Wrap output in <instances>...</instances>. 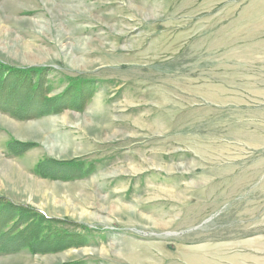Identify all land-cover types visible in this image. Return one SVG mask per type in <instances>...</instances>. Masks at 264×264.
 Masks as SVG:
<instances>
[{
    "label": "rangeland",
    "instance_id": "374dc122",
    "mask_svg": "<svg viewBox=\"0 0 264 264\" xmlns=\"http://www.w3.org/2000/svg\"><path fill=\"white\" fill-rule=\"evenodd\" d=\"M0 76V264H264V0H0Z\"/></svg>",
    "mask_w": 264,
    "mask_h": 264
},
{
    "label": "trees",
    "instance_id": "16d2710c",
    "mask_svg": "<svg viewBox=\"0 0 264 264\" xmlns=\"http://www.w3.org/2000/svg\"><path fill=\"white\" fill-rule=\"evenodd\" d=\"M6 72L12 73L13 78L21 80L20 84L27 85V87L33 90H39V97L37 95V98H41V91L44 88L43 85H41V78L43 77L44 74V68H35V69H15V68H4ZM3 72V71H2ZM1 77V76H0ZM98 81L95 80H88L86 78H73L69 79L67 88L61 93L60 96L56 99H44L42 102L40 101V107L42 110L39 112L40 115L47 114L49 112L53 111H61L65 108H68L69 110H82L84 106L86 105V102L92 98V95L94 93V89L97 88ZM15 91V89L13 90ZM45 91L46 93L49 92ZM29 94V90H28ZM45 95H42V98ZM55 100V101H54ZM12 144H9V149L11 151H14V148ZM37 213V212H36ZM34 214L40 218L42 221H56L54 219H49L47 217H44L43 215L40 214ZM58 224L65 223L63 221H56ZM44 225V224H43ZM46 227L50 232L51 228L48 226ZM80 231H85L86 233H92L93 231L82 227ZM78 232V234H72V232H66L62 229L57 230L55 237L57 238V242H52L49 244V247L47 250L44 251H57L60 249L68 248L72 245V247H80L87 242V236L83 233ZM47 237L42 238V243L47 244Z\"/></svg>",
    "mask_w": 264,
    "mask_h": 264
},
{
    "label": "bare ground",
    "instance_id": "6f19581e",
    "mask_svg": "<svg viewBox=\"0 0 264 264\" xmlns=\"http://www.w3.org/2000/svg\"><path fill=\"white\" fill-rule=\"evenodd\" d=\"M33 127V126H32ZM11 128V127H10ZM33 129H34V131H36V128L35 127H33ZM0 173H2L1 174V178L4 180V181H6V182H8L9 181V179L11 178V176H13V175H16V177H21L20 176V174H18V172L17 171H13L11 168H10V166L9 167H6V169H5V171L4 172H0Z\"/></svg>",
    "mask_w": 264,
    "mask_h": 264
}]
</instances>
